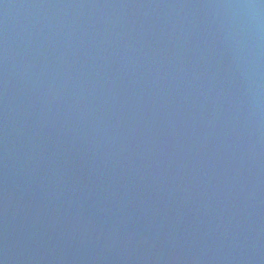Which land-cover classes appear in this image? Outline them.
I'll list each match as a JSON object with an SVG mask.
<instances>
[{
    "label": "water",
    "instance_id": "water-1",
    "mask_svg": "<svg viewBox=\"0 0 264 264\" xmlns=\"http://www.w3.org/2000/svg\"><path fill=\"white\" fill-rule=\"evenodd\" d=\"M0 264H264V0H0Z\"/></svg>",
    "mask_w": 264,
    "mask_h": 264
}]
</instances>
